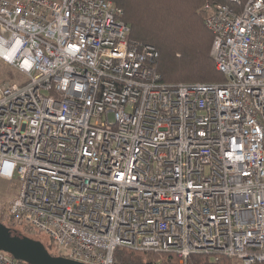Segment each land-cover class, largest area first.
Listing matches in <instances>:
<instances>
[{"label": "built area", "instance_id": "obj_1", "mask_svg": "<svg viewBox=\"0 0 264 264\" xmlns=\"http://www.w3.org/2000/svg\"><path fill=\"white\" fill-rule=\"evenodd\" d=\"M225 1L204 9L226 81L171 85L111 0H0V78L28 80L0 82V179L58 256L264 264V0Z\"/></svg>", "mask_w": 264, "mask_h": 264}, {"label": "trees", "instance_id": "obj_2", "mask_svg": "<svg viewBox=\"0 0 264 264\" xmlns=\"http://www.w3.org/2000/svg\"><path fill=\"white\" fill-rule=\"evenodd\" d=\"M111 1L123 10V19L130 26L128 41L156 48L158 57L154 67L165 84H214L226 81L216 70L211 56L213 35L205 26L208 12L204 9L208 3L226 4L225 0ZM7 228L13 236L31 237ZM33 239L41 241L53 256H58L50 239ZM114 261L117 264H179L177 255L173 253L137 251L126 247L116 249ZM189 264L240 262L227 256L214 259L209 255L195 254L190 257Z\"/></svg>", "mask_w": 264, "mask_h": 264}, {"label": "water", "instance_id": "obj_3", "mask_svg": "<svg viewBox=\"0 0 264 264\" xmlns=\"http://www.w3.org/2000/svg\"><path fill=\"white\" fill-rule=\"evenodd\" d=\"M0 251L25 264H84L65 257L53 256L39 240L13 236L12 231L2 222H0Z\"/></svg>", "mask_w": 264, "mask_h": 264}, {"label": "rangeland", "instance_id": "obj_4", "mask_svg": "<svg viewBox=\"0 0 264 264\" xmlns=\"http://www.w3.org/2000/svg\"><path fill=\"white\" fill-rule=\"evenodd\" d=\"M3 81H10V82H18L21 83H27L28 80L21 76L18 78V80L14 79V72L11 68H6L4 72L2 73V76L0 78V82ZM20 189V184L17 179H14L13 181H5L0 179V206H2L3 213H0V220H2V223L10 228H13L20 233H24L27 236H31L29 238H37L42 241L49 240V236L40 233V232H34L28 224L22 220L19 217H13V220L11 219V215L8 213V209L12 203V201L16 198L18 195ZM32 238V239H33ZM180 264V263H179ZM241 264V263H240Z\"/></svg>", "mask_w": 264, "mask_h": 264}, {"label": "snow or ice", "instance_id": "obj_5", "mask_svg": "<svg viewBox=\"0 0 264 264\" xmlns=\"http://www.w3.org/2000/svg\"><path fill=\"white\" fill-rule=\"evenodd\" d=\"M122 178V177H121Z\"/></svg>", "mask_w": 264, "mask_h": 264}]
</instances>
